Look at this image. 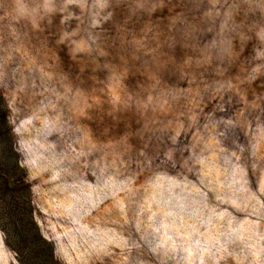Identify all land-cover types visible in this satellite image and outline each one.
Listing matches in <instances>:
<instances>
[{
	"label": "rangeland",
	"instance_id": "rangeland-1",
	"mask_svg": "<svg viewBox=\"0 0 264 264\" xmlns=\"http://www.w3.org/2000/svg\"><path fill=\"white\" fill-rule=\"evenodd\" d=\"M0 113V264H264V0H0Z\"/></svg>",
	"mask_w": 264,
	"mask_h": 264
},
{
	"label": "trees",
	"instance_id": "trees-1",
	"mask_svg": "<svg viewBox=\"0 0 264 264\" xmlns=\"http://www.w3.org/2000/svg\"><path fill=\"white\" fill-rule=\"evenodd\" d=\"M1 115V113H0ZM6 118L4 116H0V129H2L3 127H6ZM29 220L31 221V217H29ZM31 224V225H30ZM29 225L30 226H33L34 228V224L33 223H30ZM17 231V236L20 237V238H17L18 242H19V250L16 251L17 252V256H18V262L19 264H48V262H44V259L42 258L41 255H43L44 251H41L43 250V248L45 247L46 249L49 248L50 252H51V255L50 253L47 255L46 258H49L52 260L51 262L52 263H56L54 261V258H53V253H52V249L50 248V246L48 244H44V247H38V246H34L33 243H31L29 241V238H28V235L26 233V231L22 234V231L23 229H16ZM42 240V239H41ZM42 243H44V241H42ZM23 249H22V247ZM29 246H33V247H29ZM25 248L28 250L27 252L25 251ZM24 250V251H23ZM26 252V253H25ZM28 254V255H26ZM20 257V258H19Z\"/></svg>",
	"mask_w": 264,
	"mask_h": 264
}]
</instances>
